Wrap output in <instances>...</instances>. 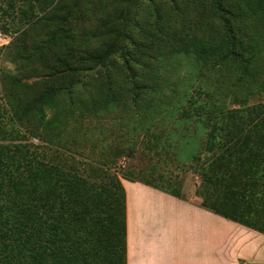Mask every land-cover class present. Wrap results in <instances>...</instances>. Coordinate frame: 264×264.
Here are the masks:
<instances>
[{
    "label": "trees",
    "instance_id": "16d2710c",
    "mask_svg": "<svg viewBox=\"0 0 264 264\" xmlns=\"http://www.w3.org/2000/svg\"><path fill=\"white\" fill-rule=\"evenodd\" d=\"M2 1H8L10 7L19 2L23 7L12 16L0 3V26L4 17H12V29L16 32L36 22L54 27L47 33L50 42L43 41L41 48L34 47V53L39 50L41 55L42 48L49 49L59 35L70 37V19L74 18L77 24L82 19V5L92 3L74 0L65 10L59 0ZM130 1L134 0H127L130 7L139 11V4L133 6ZM210 5L219 23L207 21L204 33L190 26L189 32L178 37L168 30L173 28L171 24L164 29L173 54L194 56L214 65L233 62L242 67L244 78L255 79L260 72L254 64L263 53L258 29L261 27L264 34V0H211ZM131 15L130 9L121 16L126 24L142 30ZM119 18L111 20V25L115 21L114 28L106 35L80 34L87 44L113 36L87 53L86 65L90 61L106 67L119 54L134 75L126 44L136 42L130 31L120 27V20H116ZM2 28L9 34L10 22ZM84 53L60 56L57 65L44 61L45 68L52 70L55 77L74 79L81 72L79 57ZM5 89L3 96L0 91V97L19 129H26L24 139H30L28 134L32 133L44 145L7 142L6 137L0 136V264H128L127 194L121 180L141 181L184 198L127 174L120 177L104 165L86 161L84 167L68 166L62 158L47 160L45 151L53 150L52 140L44 139L31 128H47L53 123L48 114L58 112L56 98L62 88L37 93L35 100L26 104L15 89ZM110 91V87L99 90L88 102L106 109ZM189 100L198 120L202 121L200 115L204 114L207 135L204 166L199 171V197L203 200L199 206L264 234V104L229 110L208 102L197 106L194 99ZM183 115L193 117L190 109H184Z\"/></svg>",
    "mask_w": 264,
    "mask_h": 264
},
{
    "label": "rangeland",
    "instance_id": "374dc122",
    "mask_svg": "<svg viewBox=\"0 0 264 264\" xmlns=\"http://www.w3.org/2000/svg\"><path fill=\"white\" fill-rule=\"evenodd\" d=\"M59 1L67 10L74 0ZM0 3L12 16L23 7L19 2L13 7L8 1L0 0ZM130 3L139 4L140 10L132 9L127 0H92L83 4L82 19L77 24L74 18L70 19L71 38L59 35L49 49L42 48V55L39 50L34 53V47L41 48L43 41L50 42L47 33L54 27L36 22L16 32L12 27L14 21H10L12 17H4L0 26V91L3 96L6 87L15 89L26 104L35 100L37 93L62 88L56 98L58 112L48 114L53 123L47 128L41 125L38 129L35 125L31 128L44 139L52 140L53 150L45 151L47 160L62 158L68 166L84 167L86 161L104 165L120 177L127 174L201 204L199 171L204 166L207 135L204 114L200 115L202 121L198 120L189 99H194L197 106L208 102L229 110L264 104V34L260 27L263 53L254 64L260 74L255 79H246L239 64L214 65L194 56L173 54L166 41L168 35L164 29L169 24L173 28L168 30L178 37L189 32L190 26L204 33L207 21L218 25V19L211 13V0H134ZM130 9L142 30L129 26L122 18V13ZM118 16L120 27L130 31L136 42L126 44L134 75L126 69L125 60L119 54L106 67L90 61L86 65L87 53L113 36L87 44L80 34L106 35L114 28L115 21L111 25V20ZM6 22L11 25L9 34L2 28ZM81 51L85 52L79 57L81 72L74 79L55 77L52 70L45 68L44 61L57 65L58 57ZM106 87L111 88L106 109L92 106L88 101ZM0 107L1 137H6L7 142L44 145L32 133L28 134L30 139H24L26 129L20 130L15 124L3 97H0ZM184 109H190L193 117L184 116Z\"/></svg>",
    "mask_w": 264,
    "mask_h": 264
},
{
    "label": "crops",
    "instance_id": "0c3cea01",
    "mask_svg": "<svg viewBox=\"0 0 264 264\" xmlns=\"http://www.w3.org/2000/svg\"><path fill=\"white\" fill-rule=\"evenodd\" d=\"M122 182L128 264H264V234L141 181Z\"/></svg>",
    "mask_w": 264,
    "mask_h": 264
}]
</instances>
